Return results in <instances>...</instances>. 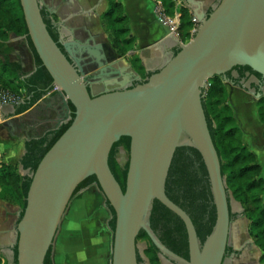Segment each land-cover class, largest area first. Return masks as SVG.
<instances>
[{"label": "water", "instance_id": "obj_1", "mask_svg": "<svg viewBox=\"0 0 264 264\" xmlns=\"http://www.w3.org/2000/svg\"><path fill=\"white\" fill-rule=\"evenodd\" d=\"M103 1L70 18L94 14ZM20 3L34 49L54 87L60 89L57 94L65 112L55 129L71 119L70 104L75 118L30 175L27 205L13 244L17 264L45 263L75 191L93 176L116 215L111 264H138L141 230L177 264H224L233 198L228 196L206 121L203 91L212 78H226L235 67H249L264 78V0H220L210 13L203 11L201 3L185 0L197 23L193 37L185 44L161 24L168 37L176 39L179 53L145 83L125 64L133 51L117 56L110 45L95 44V36L83 41L75 38L74 30L69 31L68 40L61 34L60 48L48 32L39 0ZM58 25L63 28L65 23ZM98 87L102 90L93 96L90 89ZM123 137L131 140L125 192L109 167L112 147ZM179 147L195 148L209 176L216 223L203 246L189 215L166 194L169 169ZM154 200L184 222L189 261L169 251L152 232Z\"/></svg>", "mask_w": 264, "mask_h": 264}, {"label": "trees", "instance_id": "obj_2", "mask_svg": "<svg viewBox=\"0 0 264 264\" xmlns=\"http://www.w3.org/2000/svg\"><path fill=\"white\" fill-rule=\"evenodd\" d=\"M108 8L101 16L102 26L108 33L117 53L126 57L135 50L136 39L131 36L127 28L128 18L123 5L118 0H107ZM160 2L163 13L173 17L180 16V41L186 43L193 35L195 22L189 10L184 6L185 0H155ZM181 2L180 5L177 3ZM43 20L52 39L60 45V34L56 28V19L46 9H41ZM18 39L25 45L33 59V69L30 74L23 72L20 64L12 62L8 41ZM25 39L28 44L25 43ZM179 50L176 52V55ZM130 65L147 82L151 74H146L138 56L129 58ZM240 78L250 73L258 79L262 77L249 67H235ZM232 77H228L230 79ZM0 89L8 91L23 99V103L16 107V113L29 111L54 89L53 79L43 66L30 40L20 0H0ZM202 105L210 131L211 138L217 150L222 176L226 181L228 196L241 204L243 215L249 221V236L260 250V263L264 264V179L262 167L258 164L257 156L251 152L243 142V132L240 129L233 110L228 104V92L221 77L216 76L209 81V87L203 91ZM45 105L37 104L31 111L36 121ZM71 119L55 129V124L39 138H32L25 143L26 153L18 165H0V200L20 208L21 220L26 205L27 195L32 182L31 174L37 170L40 162L60 137L68 130L75 118V108L70 104ZM257 114L264 125V96L257 103ZM130 138L123 137L113 145L109 156V167L123 192L126 190V180L129 161L121 165L117 160L120 148L130 152ZM28 171V175L19 173V168ZM98 185L95 176L88 178L79 185L73 195L92 186ZM168 198L183 209L191 218L196 229L201 246L211 235L216 223V208L213 202L208 172L201 154L193 147H179L176 149L166 181ZM112 218L109 228L114 233L116 215L113 208L106 202ZM234 215L231 214V220ZM150 228L159 242L169 251L180 258L189 261L188 235L184 222L173 212L154 200L150 216ZM139 241H146L148 247L145 255L150 264H162L159 249L152 242L149 235L141 230L137 237ZM14 264H17V247L13 249ZM138 264L143 258L138 252ZM0 264L3 259L0 257ZM44 264H54L53 245L48 251Z\"/></svg>", "mask_w": 264, "mask_h": 264}, {"label": "crops", "instance_id": "obj_3", "mask_svg": "<svg viewBox=\"0 0 264 264\" xmlns=\"http://www.w3.org/2000/svg\"><path fill=\"white\" fill-rule=\"evenodd\" d=\"M202 4L203 11L210 13L220 0H193ZM41 8L46 9L57 22H64L62 30L64 40L69 39L70 30H74L77 39L85 40L95 36V44L110 45L114 54L118 56L112 42L102 26L101 16L108 8V1L104 0L94 14L70 18L81 11H88L94 7L98 0H39ZM123 5L128 18L127 28L132 37L136 39L134 55L138 56L146 74H154L161 70L166 61L178 50L175 38L168 37L166 30L158 21L160 2L155 0H118ZM189 10L192 19V11ZM10 58L12 62L21 65L23 72L29 74L33 71V59L29 49L18 39L8 41ZM19 49L12 54L13 46ZM14 53V52H13ZM125 64L130 65L125 59ZM140 76V75H139ZM141 78V76H140ZM142 79V78H141ZM228 101L234 108V115L239 125L243 127L244 143L257 155V161L262 166L264 176V126L257 114L256 103L253 95L250 96L243 90L227 87ZM45 105L40 111L37 120L32 118L31 111L37 104ZM29 111L18 114L14 105H5L0 108V165H18L26 153L25 143L35 136L42 135L52 128L64 117V107L57 92H50ZM48 113V117H46ZM22 168H19L21 171ZM76 214L70 215L64 230L58 234L57 244L54 247V264H106L105 247L106 236L110 239L108 252L109 264L112 258L113 233L109 228L112 216L106 200L96 184L80 191L77 195ZM89 202L99 205L95 213L102 214L107 223L101 229L97 228L93 210ZM85 205V207L83 206ZM80 206V207H79ZM82 210V214H79ZM97 211V212H96ZM20 208L0 200V249L2 254H11L16 240V226L19 219ZM111 213V212H110ZM79 214V216H78ZM84 222H89L90 229L85 230ZM233 225V222H232ZM89 231L93 234H89ZM245 238L234 239L230 237L229 250L232 258L225 264H261L260 250L252 245V239L245 230ZM88 236H91L89 240ZM9 252V253H8Z\"/></svg>", "mask_w": 264, "mask_h": 264}, {"label": "rangeland", "instance_id": "obj_4", "mask_svg": "<svg viewBox=\"0 0 264 264\" xmlns=\"http://www.w3.org/2000/svg\"><path fill=\"white\" fill-rule=\"evenodd\" d=\"M195 28L196 27H194V29ZM194 29L191 32L192 34H193ZM106 34L108 36V39L111 41V39H110V37H109L107 32H106ZM178 35H179V32H178ZM178 39H180V35H179ZM189 41H187L185 44H187ZM12 48H13V52L14 53L13 52H11V53L12 54H16V50H18L19 48L16 47V45H14ZM129 58L130 57H126L125 58L128 63H130L129 62ZM208 84H209V82H208ZM205 90H207V89H205ZM227 92H228V90H227ZM228 104L230 105L229 101H228ZM230 107L232 108L233 113H234V108L231 105H230ZM239 127L243 131V127L241 125H239ZM243 140H244V134H243ZM117 160H118V162L121 165H125L129 161V153L126 152L124 149L120 148L118 150V152H117ZM19 173H21L22 175H28L29 174L28 171H23V170L19 171ZM261 177L264 179L263 173H262ZM76 200H77V196L72 200V202H71V204L69 206V209L67 210V212H66V214H65V216L63 218V221H62V223H61V225L59 227L58 233L56 235V239H55V241L53 243V251H54V247L57 244L58 234L61 233L64 230V227H65L66 223L69 222L71 213L74 214V215L76 214V211H74V206H76ZM89 205L90 206L87 207V208H91V210H93V212H94V216L98 218L95 221L94 225H97L98 226L97 228H99V229H101L103 226H106L107 217L105 219V217L102 214L95 213V210H99L98 203L89 202ZM83 206L85 207V205H83ZM231 209H232V212H233L232 214L234 215V219L232 220L233 225H232V230H231V239L232 240H234V239H237V240L238 239H243L246 236L245 230H246L247 234H249V232H248V230H249V221L243 215V208H242L241 204L236 202L234 199L232 200V208ZM79 214H82V210H80ZM79 214H78V216H79ZM109 214L111 215L110 211H109ZM90 225H92V224H89V222H84V227H85L86 231L91 228ZM89 234L92 235L93 232L89 231ZM88 238H89V240H91V236H88ZM109 242H110V239H108V237L106 236V241H105V243H106V247H105L106 264H109V258H110V252H108V244H109ZM147 247H148V243L146 241H139L138 242L139 253H140V255L143 258V263L142 264H150L149 260L147 259L146 255H145V250L147 249ZM13 249H10L11 254H8V255L7 254L6 255L2 254L1 251H3V250L0 249V257L3 259V263H5V264H14ZM3 253H4V251H3ZM53 256H54V252H53ZM159 257H160V260H161L162 264H177L175 262V260L173 258L169 257L167 254L160 253ZM260 257H261V254H260Z\"/></svg>", "mask_w": 264, "mask_h": 264}, {"label": "flooded vegetation", "instance_id": "obj_5", "mask_svg": "<svg viewBox=\"0 0 264 264\" xmlns=\"http://www.w3.org/2000/svg\"><path fill=\"white\" fill-rule=\"evenodd\" d=\"M56 28L59 31L60 42H61L62 30H61V27L58 25L57 20H56ZM225 77L226 78H224V77H221V78L223 80V83H224L226 89H227V87L239 89V90H243L244 92L248 93L250 96L253 95V99H254V102L256 103V108H257L258 101L264 96V78L258 79L255 76L251 75L250 73H246L245 77L240 78L238 71L235 70L234 68L230 72H228L225 75ZM228 77H232V78L228 79ZM225 79L227 80V82ZM101 90H102L101 87H98L95 89H90V93L93 96H97ZM242 132L244 134V131H242ZM263 138H264V130H263ZM243 142H244V140H243ZM247 147H248V145H247ZM248 149H249V147H248ZM250 151L252 152V150H250ZM232 254L233 253L228 248L227 252H226L224 264L232 258Z\"/></svg>", "mask_w": 264, "mask_h": 264}, {"label": "built area", "instance_id": "obj_6", "mask_svg": "<svg viewBox=\"0 0 264 264\" xmlns=\"http://www.w3.org/2000/svg\"><path fill=\"white\" fill-rule=\"evenodd\" d=\"M178 5L181 4V2L177 3ZM158 21L160 24L168 27L170 29V32L175 36V37H179L178 35V30L180 27V16L178 13H176L173 17H167L164 13H163V9L161 7L160 4V9H158ZM194 21V20H193ZM195 22V21H194ZM195 27H197V23L195 22ZM196 29V28H195ZM194 29V30H195ZM209 87V84L207 83V86L205 89H207ZM54 92H59L60 89L58 87H54V89L52 90ZM21 103H23V99L8 92L5 90L0 89V108L5 106V105H14V106H18Z\"/></svg>", "mask_w": 264, "mask_h": 264}]
</instances>
